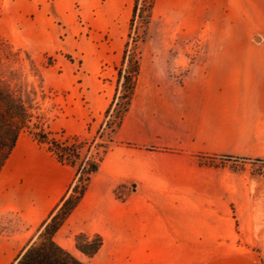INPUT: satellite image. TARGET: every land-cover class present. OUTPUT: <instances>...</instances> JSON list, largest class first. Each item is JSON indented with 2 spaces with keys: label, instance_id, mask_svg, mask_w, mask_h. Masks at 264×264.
<instances>
[{
  "label": "crops",
  "instance_id": "crops-1",
  "mask_svg": "<svg viewBox=\"0 0 264 264\" xmlns=\"http://www.w3.org/2000/svg\"><path fill=\"white\" fill-rule=\"evenodd\" d=\"M134 1L103 0L98 7L105 26L117 30L109 45L79 46L81 60L74 62L56 54L62 71L55 86L82 91L49 121L50 129L56 124L69 135H84L90 119L99 121L106 113ZM126 5L121 27H115ZM201 6L204 20L212 19L213 8H229L233 29L245 24L247 45L180 48V57L173 47L143 49L132 105L83 199L56 235L78 258L84 254L74 234L84 232L102 235L95 255L102 264H264V176L235 170L231 163L196 161L199 154L264 158V0H201ZM178 28L190 25L179 20ZM46 31L44 26L28 36L30 45H43ZM56 35L47 41L54 45L49 54L76 51ZM176 61L185 71L181 78L174 75ZM102 70L110 77L106 83L99 78ZM46 153L30 135L19 136L0 172V211H17L33 224L48 216L75 169ZM63 231L70 234L69 245L59 240ZM10 256L2 251L0 264H9Z\"/></svg>",
  "mask_w": 264,
  "mask_h": 264
},
{
  "label": "rangeland",
  "instance_id": "rangeland-1",
  "mask_svg": "<svg viewBox=\"0 0 264 264\" xmlns=\"http://www.w3.org/2000/svg\"><path fill=\"white\" fill-rule=\"evenodd\" d=\"M102 1L0 0V37L7 40L15 49L21 48L28 52L27 45H30L28 36H35V33L39 32L41 27L46 26V35L41 33L45 43L43 45L32 44L30 46L36 51L35 56L38 58L40 65L36 64L40 68L44 85L43 92L39 91L36 96L38 105L33 112L38 118L47 119V123L61 115L67 106L73 104V98L77 92L82 91V87L79 90L76 89L75 93H72L71 91L60 90L55 86L60 80L59 76L62 71L60 65L56 64V54L67 62H74L81 60V53L83 51H78L79 46L87 48L93 45L99 46L101 43L109 45L111 40H113L114 32L117 30L111 31L110 27L105 26V18L98 16L100 13L98 7H100ZM174 4L176 6L172 8ZM126 7L127 5L115 17V27H121ZM52 12L54 16H52ZM41 13L45 15L40 17ZM210 15L212 19L210 16L205 20L203 19L204 8L201 6V0H159L155 16L153 14V20L148 27L147 34L140 43L141 51L144 48L173 47L175 53L179 55L176 56L180 57V48L188 47L193 50L205 46H234L236 48L247 45L245 24H237L233 29V24L230 22L229 17V8H223V10L221 8H213L210 11ZM179 20L187 22L190 25L189 30L179 29ZM142 30L143 26L138 21L134 32L141 33ZM55 34H57L56 40L58 42L64 46H73L76 51L73 53L61 51L49 54L48 49L54 48V45L47 44L53 41L52 36ZM153 34H162V37L159 41H153L151 39ZM188 55L192 57L191 52ZM49 57L53 59L52 64H48ZM177 63L179 61H176L174 75L177 78H181L185 71ZM79 66H81L80 63ZM116 66L118 65L114 66L115 69ZM26 73L28 80L37 85L38 80L31 75L28 67L26 68ZM99 78L104 83L110 80V77L103 73V70ZM84 105H86L85 102ZM110 119L112 117H105V114L99 117V121H96V118H91L88 123V130L90 131L81 136L89 141L95 137V142L97 143L102 140H108L110 129L107 128L106 122ZM101 123H103V131L97 133L98 125ZM48 127L50 129L49 125ZM51 128L53 130H50L57 132L58 135L62 134L63 138L72 136L64 130H59L56 124H53ZM24 133L29 135L26 132ZM100 134H102V137H100ZM40 148L46 151L42 146ZM46 152L47 156L51 158L50 153ZM253 159L255 158H252V160H229L227 163L233 164L235 170L249 169L256 175L264 176V161H255ZM258 159L264 160V158ZM15 222L16 217L14 215L7 213V211H0V227H11ZM17 225L19 229L13 234L8 236L0 235V254L2 251L8 249L11 254L9 257L10 261L23 247L25 242L36 233L39 223L33 224L21 218V221ZM69 236L70 234L67 231H63L59 235V240L69 245ZM78 256L86 264H102L101 260L96 259L95 256L88 258L79 253ZM5 260L7 259L5 258Z\"/></svg>",
  "mask_w": 264,
  "mask_h": 264
},
{
  "label": "trees",
  "instance_id": "trees-1",
  "mask_svg": "<svg viewBox=\"0 0 264 264\" xmlns=\"http://www.w3.org/2000/svg\"><path fill=\"white\" fill-rule=\"evenodd\" d=\"M156 2L157 0L134 1L128 40L122 61L116 66L118 72L116 93L105 113V117H112L106 122L107 128L110 129L108 140L98 143L95 142V137L91 141L81 135L63 138L62 134L58 135L49 129L47 119L35 116L33 110L38 105L36 96L39 91L44 90L40 68L26 50L15 49L7 40L0 37V172L16 146L19 136L24 132L59 163L75 169L73 181L67 191L9 264H86L63 247L56 240V235L83 199L92 177L100 168L110 142L113 141V134L122 124L132 105L141 71L140 43L144 40L153 20ZM138 21L143 26L141 33L134 32ZM52 61V57H49L48 64H52ZM27 67L31 75L38 80L37 85L28 80ZM102 127L103 123L99 125L97 133L103 131ZM229 160L252 158L205 154L196 156L197 163L201 165L224 166ZM253 160L264 161L258 158ZM7 213L14 215L16 222L11 227H0V235L8 236L19 229L17 224L21 221L20 213L13 210ZM74 239L76 248L88 258L94 257L104 243L99 233L90 235L78 232L74 234Z\"/></svg>",
  "mask_w": 264,
  "mask_h": 264
}]
</instances>
